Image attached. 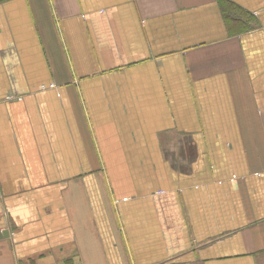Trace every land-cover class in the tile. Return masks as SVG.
<instances>
[{
    "label": "crops",
    "instance_id": "1",
    "mask_svg": "<svg viewBox=\"0 0 264 264\" xmlns=\"http://www.w3.org/2000/svg\"><path fill=\"white\" fill-rule=\"evenodd\" d=\"M0 264H264V0H0Z\"/></svg>",
    "mask_w": 264,
    "mask_h": 264
},
{
    "label": "water",
    "instance_id": "2",
    "mask_svg": "<svg viewBox=\"0 0 264 264\" xmlns=\"http://www.w3.org/2000/svg\"><path fill=\"white\" fill-rule=\"evenodd\" d=\"M2 234H3V235H6V234H8V232H3Z\"/></svg>",
    "mask_w": 264,
    "mask_h": 264
},
{
    "label": "built area",
    "instance_id": "3",
    "mask_svg": "<svg viewBox=\"0 0 264 264\" xmlns=\"http://www.w3.org/2000/svg\"><path fill=\"white\" fill-rule=\"evenodd\" d=\"M53 87H54V85H51V86H50V88H53ZM43 89H45V88H43Z\"/></svg>",
    "mask_w": 264,
    "mask_h": 264
}]
</instances>
